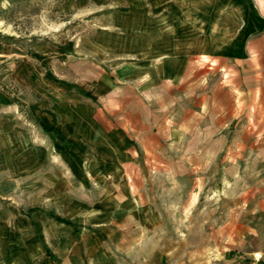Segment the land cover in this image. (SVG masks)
Returning <instances> with one entry per match:
<instances>
[{
  "label": "rangeland",
  "instance_id": "1",
  "mask_svg": "<svg viewBox=\"0 0 264 264\" xmlns=\"http://www.w3.org/2000/svg\"><path fill=\"white\" fill-rule=\"evenodd\" d=\"M253 49L264 0H0V264H264L262 236L238 254L215 220L241 192L222 120ZM207 87L222 123L184 144L176 109ZM142 100L165 115L168 172L104 130L142 119Z\"/></svg>",
  "mask_w": 264,
  "mask_h": 264
},
{
  "label": "crops",
  "instance_id": "2",
  "mask_svg": "<svg viewBox=\"0 0 264 264\" xmlns=\"http://www.w3.org/2000/svg\"><path fill=\"white\" fill-rule=\"evenodd\" d=\"M251 52V59H253L251 66L246 69L243 68L242 73H240L243 75L241 81L244 82L239 83L234 90L235 93L238 92L239 96L237 120H233V113L230 108L229 113L224 114L225 118L222 120L225 125L230 126V130L225 132L235 135L233 143L238 140L241 142V146L238 148L227 150L229 161L227 166H229L228 172L230 174L227 186L241 189V192H237L239 198L232 204L233 207L229 210V215L224 218L220 214L215 220L225 222V225L221 227V232L232 236L234 241L232 250L238 254L244 250L248 237L262 236L263 245L256 246L249 251H254L256 254L259 252V256L261 257L262 254L264 261V50L253 49ZM206 91V96L201 98L202 102L198 101L199 96L197 94L196 97H191L190 107L181 105V115L179 107L176 109V129L184 144H186V138L190 136H194V140L200 142L203 138L201 133L204 136L207 133L212 134L216 131V127L222 123V121L217 120L220 113L217 112L216 105H214V90L207 87ZM234 92L228 90L227 95ZM139 103L138 101L137 105L143 108L142 119L136 116L131 120L130 127L104 130L111 133L114 139H120L118 135L128 132L129 139H136L142 147L148 148L146 152L149 154V161L158 163L164 172H168L167 167L172 162L168 152L169 142L161 141L158 137L159 131L162 132L167 126L164 124L165 115H163V121L161 120L162 117H159L155 119L154 124L151 106L149 107L143 100ZM226 111L228 108L225 109ZM136 114L139 115V113ZM126 136L124 139L127 138ZM210 136L209 141H217L216 133L213 134V137ZM212 146L209 147L212 149ZM112 147L114 149L113 154L116 155V145ZM193 157H195V161H187V164L194 167L198 175L202 170L206 156L196 152ZM132 158L137 160L136 153L133 154ZM187 164L185 163V166ZM185 169L186 172L187 168ZM222 257L224 264L230 262L244 264L248 260L243 256H236L231 261V256L227 253H222ZM251 264L253 263L251 262ZM255 264L262 263L256 261Z\"/></svg>",
  "mask_w": 264,
  "mask_h": 264
},
{
  "label": "bare ground",
  "instance_id": "3",
  "mask_svg": "<svg viewBox=\"0 0 264 264\" xmlns=\"http://www.w3.org/2000/svg\"><path fill=\"white\" fill-rule=\"evenodd\" d=\"M255 257H257V258H258V257H260V256H259V254L257 253V254L255 255Z\"/></svg>",
  "mask_w": 264,
  "mask_h": 264
}]
</instances>
